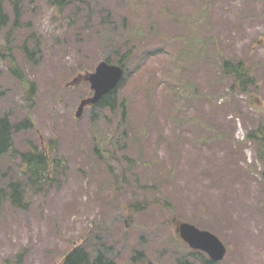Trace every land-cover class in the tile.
Here are the masks:
<instances>
[{
  "label": "rangeland",
  "instance_id": "1",
  "mask_svg": "<svg viewBox=\"0 0 264 264\" xmlns=\"http://www.w3.org/2000/svg\"><path fill=\"white\" fill-rule=\"evenodd\" d=\"M81 1L22 0L8 45L24 84L0 56V114L34 124L15 147L52 144L61 159L47 187L25 186L27 208L3 199L0 264H59L101 241L120 264H146L131 260L140 249L154 264H202L210 256L179 236L182 220L226 244L218 264H264V160L247 139L264 130V0ZM25 41L40 46L32 61ZM105 55L128 70L126 115L108 113L112 141L93 128L105 117L90 106L76 116L92 94L85 75ZM226 59L254 76L247 91L231 89ZM19 162L10 174L21 177Z\"/></svg>",
  "mask_w": 264,
  "mask_h": 264
},
{
  "label": "trees",
  "instance_id": "2",
  "mask_svg": "<svg viewBox=\"0 0 264 264\" xmlns=\"http://www.w3.org/2000/svg\"><path fill=\"white\" fill-rule=\"evenodd\" d=\"M53 1L63 5L64 3L71 2L72 0ZM10 3L13 9V19L6 9L4 0H0V35L5 36L6 39L4 47L0 48V56H5V54L9 56L8 62L10 68L12 69V73L20 83L24 84V77L22 73L19 72L17 60L10 52V45H8V38L16 32L18 27V22L21 17L20 6H22V0H10ZM113 30H111V32L105 31V37L107 40L112 38ZM101 31L102 30L98 31L99 35ZM34 34L35 32L32 31L31 35ZM36 46L40 47L39 45L30 47L26 41L23 43L22 52L26 60L32 61L34 59L32 55L38 50ZM3 50H6V52ZM132 52L133 51L130 50L125 54L128 53L127 57H131ZM219 54H221L220 50ZM104 59L110 62L118 63L122 66L125 65L123 57L118 60H113L110 55H105ZM221 66L224 70V75L228 78H232L231 89H239L244 92L248 90L249 85L254 84L255 78L249 73V69L246 68L244 61L240 60L238 62H234L226 59ZM126 74L128 75L127 68H125V77H127ZM125 77L123 80L126 79ZM123 80L119 83L117 88L105 94L97 104L90 106L92 109V115L96 120L98 115L105 117L104 119L102 118L103 122H101V124H98L95 120H93L96 123L93 125V128L96 127L99 134L104 133L106 135H111L105 130L106 126L108 127L110 119L108 113L114 114L117 110H120L123 117L126 115L127 99L126 97L120 95ZM27 91L28 94L26 92L25 98L30 99L32 97L30 93L34 91L33 83L29 84ZM119 123L121 125V122ZM102 125L104 129L102 128ZM33 127V121L28 116L21 120L14 119L9 111L0 114V205L3 202V199L9 198L12 205L27 208L28 203L25 200V186H36V188L39 189L47 187L51 180V174L60 164L61 159L53 158L50 154L52 144H49L50 148L47 149L41 148L38 145H33L28 150H19L15 147V134L20 131L30 130ZM124 132L125 129H122L120 134H123ZM247 139L264 142V130L260 128L257 131H251L247 135ZM112 140H116V138L111 135V141ZM263 154L264 148L259 149V158L261 160H264ZM16 157H18V160L20 161L19 170L22 174L21 177L16 173L10 174V170H12L11 162ZM110 248L112 247L107 246L103 241L94 244L92 249L88 248V246L83 243L73 247L69 252H67L59 264H120L115 260L116 255L114 252L110 251ZM195 252L196 251L192 252V254ZM189 259L190 258L179 259L178 264H192ZM131 260L133 262L140 260L146 262V264H154L146 257L143 249L134 252ZM202 264H218V262H215L210 258H202Z\"/></svg>",
  "mask_w": 264,
  "mask_h": 264
},
{
  "label": "water",
  "instance_id": "3",
  "mask_svg": "<svg viewBox=\"0 0 264 264\" xmlns=\"http://www.w3.org/2000/svg\"><path fill=\"white\" fill-rule=\"evenodd\" d=\"M123 76L122 65L101 60L94 71L85 75V80L90 83L93 94L80 100L76 116L80 117L87 105L98 103L105 94L116 88ZM176 230L192 248L207 252L212 260L220 261L225 257L226 245L210 230L199 228L188 221H179Z\"/></svg>",
  "mask_w": 264,
  "mask_h": 264
},
{
  "label": "flooded vegetation",
  "instance_id": "4",
  "mask_svg": "<svg viewBox=\"0 0 264 264\" xmlns=\"http://www.w3.org/2000/svg\"><path fill=\"white\" fill-rule=\"evenodd\" d=\"M253 141L257 142V153H258L259 149L264 148V145H263L264 142H258V141H255V140H253ZM258 158H259V156H258Z\"/></svg>",
  "mask_w": 264,
  "mask_h": 264
}]
</instances>
